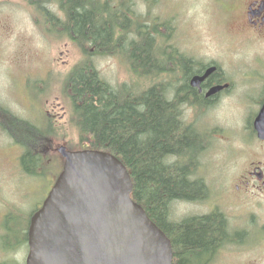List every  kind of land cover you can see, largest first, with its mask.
I'll use <instances>...</instances> for the list:
<instances>
[{
  "label": "rangeland",
  "instance_id": "374dc122",
  "mask_svg": "<svg viewBox=\"0 0 264 264\" xmlns=\"http://www.w3.org/2000/svg\"><path fill=\"white\" fill-rule=\"evenodd\" d=\"M134 1L136 13L146 15L149 23H167L170 42L189 56L196 49L216 52L219 43L231 42V34L238 30L235 24H229L230 19L226 21L214 0ZM54 2L48 4L49 10L63 18L62 9ZM45 15L47 12H40L30 0H0V104L34 127L44 130L48 120L56 127L44 141L42 170L37 169L40 164L33 163L35 171L28 172L20 163L24 148L0 125V264H25L30 217L63 168L58 148L90 144L87 140L81 142L65 90L69 71L83 55L65 33H47L52 23ZM162 29L168 32L166 26ZM92 63L112 84L137 82L120 57L96 56ZM139 84L150 86L147 80H139ZM231 106L212 114H182L185 121L194 123L208 136L197 170L210 191L196 202L174 201L170 219L179 221L187 213H209L213 208L223 211L231 233L247 229L248 237L243 245L220 243L217 249L221 250L210 264H264V227L262 231L257 226L264 225V186L258 178L253 182L256 186L246 187L243 182L244 177L248 179L252 160L264 163V145L250 126L254 111L244 113L234 102ZM2 111L0 122L7 117ZM250 215L256 218V225L250 218L246 221Z\"/></svg>",
  "mask_w": 264,
  "mask_h": 264
},
{
  "label": "trees",
  "instance_id": "16d2710c",
  "mask_svg": "<svg viewBox=\"0 0 264 264\" xmlns=\"http://www.w3.org/2000/svg\"><path fill=\"white\" fill-rule=\"evenodd\" d=\"M52 1L62 9L63 18L49 10ZM30 4L47 12L52 23L47 33H65L83 55L65 81L81 142L110 151L126 164L133 179L132 197L172 241L173 264H202L225 238L226 220L218 212L183 222L170 219L174 201L201 200L208 187L203 178L189 175L198 169L207 141L201 133L196 141L195 129L179 112V66L190 74L193 62L179 56V48L170 42L169 25L149 23L146 15L136 13L134 0H30ZM96 56L120 57L137 82H108L92 63ZM139 80L150 86L142 87ZM2 112L7 117L0 125L24 148L23 168L33 172L31 165L38 163L41 171L45 138L56 127L48 120L43 130L8 109Z\"/></svg>",
  "mask_w": 264,
  "mask_h": 264
},
{
  "label": "water",
  "instance_id": "95a60500",
  "mask_svg": "<svg viewBox=\"0 0 264 264\" xmlns=\"http://www.w3.org/2000/svg\"><path fill=\"white\" fill-rule=\"evenodd\" d=\"M256 129L264 138V111ZM59 151L64 167L31 216L26 264H173L170 237L133 199L131 174L117 155Z\"/></svg>",
  "mask_w": 264,
  "mask_h": 264
},
{
  "label": "flooded vegetation",
  "instance_id": "af4514ba",
  "mask_svg": "<svg viewBox=\"0 0 264 264\" xmlns=\"http://www.w3.org/2000/svg\"><path fill=\"white\" fill-rule=\"evenodd\" d=\"M214 2L218 3L219 12L225 15L226 21L230 19L229 24L231 26L235 24L238 30L232 32L231 42L219 43L220 47L216 52L196 49L195 54L189 56L179 47V56L186 55L193 62L190 74L184 73L182 67L179 66V112L197 115L223 112L231 109L233 107L231 104L234 102L238 107L243 108L241 111L244 113L254 111L250 126L255 136L262 142L261 145H264V138L260 137L256 129V119L264 111V0H214ZM229 12L231 14L227 15ZM194 78L197 79L193 82ZM188 124L193 126V130L195 129L196 141H199L200 133L203 137L207 135L199 131L194 123L188 122ZM206 141V146H208V136H206ZM251 166L252 169L247 175L248 179L243 178L246 187L256 186V183H253L256 178L264 186V163H256L252 160ZM189 175L194 179L200 178L198 170H191ZM236 187L239 189L240 184ZM216 212L222 214L226 220L228 234L226 233L221 243H229L228 246L243 245L248 237V230H233L231 233L228 218L223 211L215 208L209 213H187L180 217L179 222ZM249 218L256 223L253 215H250L246 221L250 222ZM257 226L263 231V224ZM220 250L216 248L202 264H210ZM208 259L211 261L209 262ZM179 261L181 262L180 256Z\"/></svg>",
  "mask_w": 264,
  "mask_h": 264
},
{
  "label": "bare ground",
  "instance_id": "6f19581e",
  "mask_svg": "<svg viewBox=\"0 0 264 264\" xmlns=\"http://www.w3.org/2000/svg\"><path fill=\"white\" fill-rule=\"evenodd\" d=\"M127 7V6H126Z\"/></svg>",
  "mask_w": 264,
  "mask_h": 264
}]
</instances>
